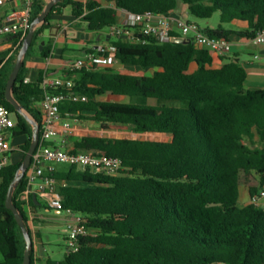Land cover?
Listing matches in <instances>:
<instances>
[{
  "label": "trees",
  "instance_id": "16d2710c",
  "mask_svg": "<svg viewBox=\"0 0 264 264\" xmlns=\"http://www.w3.org/2000/svg\"><path fill=\"white\" fill-rule=\"evenodd\" d=\"M111 3L113 7L104 5ZM46 5L44 0L35 1L31 23ZM182 5L201 19L220 14L218 25L203 29L210 37L251 40L264 30V0H61L35 32L14 86L15 98L41 125L42 79L26 82V62L62 8L71 6L90 31L100 33L116 26L124 32L133 29L119 24V11L169 15ZM236 21L246 27H226ZM104 41L115 47L106 57L154 72L151 76L113 68L65 72L75 82L72 93L88 101H64L63 118L72 114L104 131L124 125L132 135L89 133L75 143L77 150L120 158L125 169L117 176L57 167L62 212L81 215L88 229L78 251L67 252L61 264H264V210L240 204L242 188L253 197L264 185V90L246 87L248 74L236 59L214 68L213 53L192 41L142 43L119 36ZM23 42L5 63L0 60V104L16 116L11 136L27 137L22 158L0 172V264H24L27 245L13 211L6 207L8 190L33 135L32 124L6 98ZM51 47L48 41L40 54L48 57ZM95 52L90 47L86 54ZM108 93L136 101L98 100ZM171 101L185 106H172ZM26 188L27 173L14 193V203L30 230L19 201ZM37 202L32 198V209Z\"/></svg>",
  "mask_w": 264,
  "mask_h": 264
},
{
  "label": "built area",
  "instance_id": "2783aa9c",
  "mask_svg": "<svg viewBox=\"0 0 264 264\" xmlns=\"http://www.w3.org/2000/svg\"><path fill=\"white\" fill-rule=\"evenodd\" d=\"M21 8L9 12L3 24L0 26L1 36H15L19 41H24L31 27V15L36 0H22ZM5 0H0V6ZM124 22L122 25L133 27L124 32L122 27L116 26L110 31L113 36H126L128 41L146 43L148 39H155L165 43L174 41L176 38H183L193 42L198 47L209 49L213 54L219 56L232 51V42L225 38L210 37L196 22L189 21L174 12L169 15L159 14L152 11L134 14L121 11ZM178 33L180 37H174ZM251 41L256 45L264 44V30L259 31ZM115 47L109 44H102L97 47L95 53H88L83 59L74 62L68 70L80 71L83 68L98 69L101 64L110 63L113 56L106 57V53H112ZM259 59V56H255ZM26 82H30L26 79ZM44 90V97L40 103L42 122L40 125L41 137L36 151L32 157L29 169L27 170V188L19 195V201L23 207H31L32 195L39 194L47 198L49 207L62 211V198L57 192L58 180L55 177L58 165L76 166L82 170H91L95 173H104L117 176L124 171L122 160L109 156L105 153H94L85 150L67 149L68 137H61L58 124L63 120L61 105L66 100L75 102H86L88 98L72 91L75 82L68 76L46 77L41 83ZM61 90L63 92L54 93ZM80 120L68 114L64 120L63 129L67 134H72L74 123ZM16 126L12 114L7 107L0 104V172L12 162V148L8 141V134ZM58 141V142H57ZM51 143V144H49ZM264 198V189L258 195L250 198L252 204L259 206ZM72 219L66 224L67 252L75 253L79 249V240L86 235L88 229L86 221L79 214L66 211Z\"/></svg>",
  "mask_w": 264,
  "mask_h": 264
},
{
  "label": "crops",
  "instance_id": "0c3cea01",
  "mask_svg": "<svg viewBox=\"0 0 264 264\" xmlns=\"http://www.w3.org/2000/svg\"><path fill=\"white\" fill-rule=\"evenodd\" d=\"M44 1L48 3L50 0ZM22 4V0H5L4 4L0 6V26L3 24L6 15L13 10L21 8ZM104 5L113 7L112 3ZM174 13L176 15H180L179 10L175 11ZM117 18L119 24H122V20L125 19L121 11L118 12ZM53 19L54 24L52 25V27L45 30L40 35V39L36 49L32 51L27 58V79H29L30 82H37L39 79H42L43 81V79L46 77L65 76V72L68 71L70 66L77 60L83 59L90 47H94L95 49H97L98 46L107 44L104 40L108 41L115 39V36L112 35L111 31H102L100 33L90 31L81 17L74 16L73 8L71 6L62 8L60 14H56L55 16H53ZM185 19L189 20L188 17ZM215 26L216 25H210V27ZM121 38L128 41V38L126 36H123ZM48 41L52 42L50 55L48 57H43L40 52L43 51ZM97 41H99V43H97ZM230 41L232 42V51L221 56L213 54V67L221 68L227 61L236 59L240 63V65L245 68L248 74L246 87L248 89L264 90V44L256 45L249 39L235 36L231 37ZM43 42L45 43L44 45H42ZM18 45L19 41L15 36H1L0 60L2 59L3 63H5L11 56L14 55L18 48ZM256 55L259 56V59L255 58ZM110 63H114L113 69L115 70L126 69L124 65L120 64L114 58H112ZM101 65L98 67V69L102 68ZM195 69L196 65L193 64L192 70ZM105 97H112V99L104 100L103 98ZM98 100L116 101L125 99L121 97H114L110 93H108L98 97ZM65 119L67 118H63V120L58 124V127L60 129L61 137H68L66 146L67 149L77 150L75 147V143L77 141H80L82 137L86 136L89 133L93 135H100L103 137H118L105 135L106 132L110 130H101L98 124L93 121H86L82 124L80 121L83 120L74 123L72 134H67V132L63 129V123ZM124 129L127 135L119 136L132 135L128 127ZM10 134L11 132L8 134L9 138L11 136ZM26 138L27 137L24 136L13 137V146L9 143L12 151H19L18 154L14 156L13 153H11L12 162L19 161L22 158L21 147L25 143ZM242 189H244V191H242ZM242 189L240 192V204L248 205L251 203V196L247 189ZM262 189H264V185L261 190ZM34 196L37 197L36 200H34ZM32 198L34 201H39L37 202V208L32 209L31 206L28 209L25 208V210L28 214V224L33 237V262L34 264H61L65 260V257L67 255L66 224L72 219V217L67 216L64 220L66 221L65 224L59 227V235H62V242H64L65 250H58L57 248L62 243L61 239H55L52 237V232L56 230L55 228L57 226L58 219L57 217H52L50 214H48V212L53 210L57 215H61L62 211L50 208L47 202V198L42 195L33 193ZM262 199L260 205H262V207L264 208V202H262ZM45 212L47 214H45ZM42 230H45L47 233V237L45 240L41 235Z\"/></svg>",
  "mask_w": 264,
  "mask_h": 264
},
{
  "label": "water",
  "instance_id": "95a60500",
  "mask_svg": "<svg viewBox=\"0 0 264 264\" xmlns=\"http://www.w3.org/2000/svg\"><path fill=\"white\" fill-rule=\"evenodd\" d=\"M61 0H50L45 8L43 9L42 13L33 20L31 23V27L29 29V32L23 42L22 48L18 54L14 69L10 75V78L7 83L6 87V98L7 100L15 107L16 111L24 116L33 127V135H32V143L31 147L26 154L24 161L20 168L18 169L16 176L13 180V182L10 185V188L8 190L7 199H6V207L13 211L15 218L20 225L25 240H26V250H25V257H24V264H31V250L33 248V237L30 233V230L27 228L24 215L22 214L21 210L15 205L14 203V193L17 190L18 186L20 185L21 181L23 180L24 176L27 173V170L30 167L32 157L36 151V148L40 141V124L39 122L18 102V100L14 96V86L16 83V80L18 78V75L20 73V70L23 66L24 59L27 55V52L32 44V41L34 39V35L36 30L45 23L46 18L48 14L51 12L52 8L59 3ZM175 43H181V44H187L189 41L184 40L183 38H176L174 39ZM45 43L43 42L42 45ZM42 48V47H41ZM36 196H34V200H36ZM216 204H212L214 206Z\"/></svg>",
  "mask_w": 264,
  "mask_h": 264
},
{
  "label": "rangeland",
  "instance_id": "374dc122",
  "mask_svg": "<svg viewBox=\"0 0 264 264\" xmlns=\"http://www.w3.org/2000/svg\"><path fill=\"white\" fill-rule=\"evenodd\" d=\"M179 12H180V15L184 18H187L189 20H191L192 22H196L198 25H200L201 28H206L208 25H218L220 23V14L219 13H216L213 15L212 18L210 19H201V18H197L195 16H193L192 14L188 13L187 12V8L186 6L182 5L179 9ZM124 22V20H122V23ZM227 28H232V29H237L239 27H246V24L244 22H240V21H236V22H233L231 24H227L226 25ZM102 68H113L114 66V63H106V64H103L101 65ZM126 69L125 70H116L117 72L119 73H127V74H135V75H151L153 73V69H150L148 71H144L142 70L141 68L139 67H129V66H125ZM104 100H108V99H112V97H105L103 98ZM135 102L136 100H132L131 98H127L125 100V102L127 103H130V102ZM172 103H169L170 105L172 106H185L183 102H180V101H171ZM12 118L14 119V121L16 120V116L13 114L12 115ZM82 124L86 121H80ZM124 128H127V126H123V125H118V126H112L111 130L106 132L105 135L107 136H119V135H127L126 132H125V129ZM11 135V134H10ZM13 136H10L9 138V143L12 144L13 146ZM24 141V140H23ZM19 151H15L13 153V156L14 155H17ZM59 167H62V166H65V165H58ZM242 191H244V189H242ZM261 202V201H260ZM262 202H264V199H262ZM260 208L262 210H264V208L262 207V205H260ZM45 214H47L45 212ZM48 214H50L52 217H57L58 221H57V226H56V230H54V232H52V237L55 238V239H61V242L63 241L62 240V235H59V227L62 226L63 224H65L66 221L65 218L68 216V213L67 212H62L61 215H57L55 213V211L51 210L50 212H48ZM41 235L42 237L44 238V240L46 239L47 237V233L45 230H42L41 231ZM66 246H67V242H66ZM58 250H61V251H64L65 250V245H64V242L61 243V245L57 248Z\"/></svg>",
  "mask_w": 264,
  "mask_h": 264
}]
</instances>
